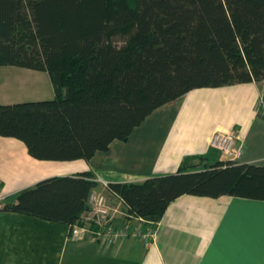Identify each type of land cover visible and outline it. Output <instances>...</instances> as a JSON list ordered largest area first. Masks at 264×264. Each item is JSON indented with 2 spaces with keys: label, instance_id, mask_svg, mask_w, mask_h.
I'll return each instance as SVG.
<instances>
[{
  "label": "trees",
  "instance_id": "trees-1",
  "mask_svg": "<svg viewBox=\"0 0 264 264\" xmlns=\"http://www.w3.org/2000/svg\"><path fill=\"white\" fill-rule=\"evenodd\" d=\"M3 66L47 72L54 97L0 104V136L38 160L88 161L194 89L263 83L264 0H0ZM209 158L108 188L129 217L153 224L186 194L264 200V166ZM93 178L43 179L0 211L71 228L90 208Z\"/></svg>",
  "mask_w": 264,
  "mask_h": 264
},
{
  "label": "crops",
  "instance_id": "crops-1",
  "mask_svg": "<svg viewBox=\"0 0 264 264\" xmlns=\"http://www.w3.org/2000/svg\"><path fill=\"white\" fill-rule=\"evenodd\" d=\"M11 69L0 67V104L54 97L47 72L29 69L46 73L53 89L43 95L48 97L30 99L22 86L19 92L14 88L8 78ZM261 96L264 82L194 89L156 109L127 141H113L88 161L38 160L21 140L0 136V207L43 179L90 172L97 183L94 190L113 208L124 209L122 199L99 179L141 183L176 173L187 157L227 160L210 146L216 132L237 135L235 161L264 166ZM154 226L155 235L148 241L102 243L91 236L71 239L65 224L0 211V264H264V200L186 194L172 201Z\"/></svg>",
  "mask_w": 264,
  "mask_h": 264
},
{
  "label": "built area",
  "instance_id": "built-area-1",
  "mask_svg": "<svg viewBox=\"0 0 264 264\" xmlns=\"http://www.w3.org/2000/svg\"><path fill=\"white\" fill-rule=\"evenodd\" d=\"M258 109L264 114L263 96L258 100ZM210 146L231 160L237 158L239 144L234 132H216L211 138ZM98 181H101L104 187L109 186L101 179ZM89 204V210L69 230V236L73 240L91 236L102 243L136 238L148 241L155 235V230L151 228V225H154L152 222L141 217H129L125 208H113L110 202L95 190L89 195Z\"/></svg>",
  "mask_w": 264,
  "mask_h": 264
},
{
  "label": "rangeland",
  "instance_id": "rangeland-1",
  "mask_svg": "<svg viewBox=\"0 0 264 264\" xmlns=\"http://www.w3.org/2000/svg\"><path fill=\"white\" fill-rule=\"evenodd\" d=\"M12 68V67H10ZM15 69H11L8 78L11 81H14V88L19 92V89L23 88L27 91L26 97L30 99H36V97H40L43 95H47V93L53 92L51 87L50 79L48 75L44 72L32 71L25 68L13 67ZM22 77V78H21ZM44 78V80H41ZM21 86L23 88H21ZM13 88V87H12ZM20 96H23V92H21ZM48 97V96H43ZM15 99V98H13ZM18 100V99H16ZM136 223L134 224V226ZM154 225H151V228L154 229ZM138 239V238H136Z\"/></svg>",
  "mask_w": 264,
  "mask_h": 264
}]
</instances>
